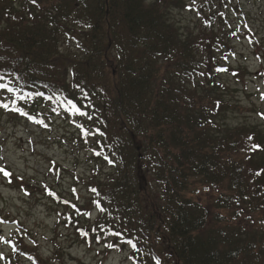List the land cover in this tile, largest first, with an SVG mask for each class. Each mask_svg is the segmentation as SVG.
Segmentation results:
<instances>
[{
    "label": "trees",
    "instance_id": "1",
    "mask_svg": "<svg viewBox=\"0 0 264 264\" xmlns=\"http://www.w3.org/2000/svg\"><path fill=\"white\" fill-rule=\"evenodd\" d=\"M174 1L0 0V93L91 132L109 171L72 215L98 212L80 239L131 241L136 264H264V134L220 124L233 106L216 79L218 8L232 0H208L187 36L167 18ZM16 242L0 264H51Z\"/></svg>",
    "mask_w": 264,
    "mask_h": 264
},
{
    "label": "rangeland",
    "instance_id": "2",
    "mask_svg": "<svg viewBox=\"0 0 264 264\" xmlns=\"http://www.w3.org/2000/svg\"><path fill=\"white\" fill-rule=\"evenodd\" d=\"M213 7L208 0H175L167 18L180 35L196 34ZM218 9L225 23L215 27L225 47L217 58L228 69L216 79L233 106L220 124L255 127L264 134V0H232ZM63 50L75 53L67 45ZM4 96L0 93V169L9 175L0 171V258L9 256L20 239V248L42 263L136 264L129 243L80 239L82 231H76L97 221L96 209L79 224L72 215L86 204L88 182L102 180L109 171L93 154L85 124L80 122L79 129L76 119L48 104L22 113ZM259 158L264 160V149ZM18 264L31 263L19 259Z\"/></svg>",
    "mask_w": 264,
    "mask_h": 264
},
{
    "label": "snow or ice",
    "instance_id": "3",
    "mask_svg": "<svg viewBox=\"0 0 264 264\" xmlns=\"http://www.w3.org/2000/svg\"><path fill=\"white\" fill-rule=\"evenodd\" d=\"M0 87H6V86L5 85H0ZM9 91H11V89H9ZM5 107H7V106L5 105ZM74 110L79 111L78 109H74ZM0 171H4V170L3 169H0ZM4 175L5 176H8L9 173H7L6 171H4ZM128 243L131 244V241H128ZM108 247H112V245H108ZM133 247H134V245H133Z\"/></svg>",
    "mask_w": 264,
    "mask_h": 264
}]
</instances>
